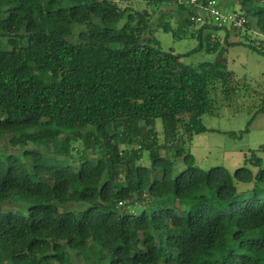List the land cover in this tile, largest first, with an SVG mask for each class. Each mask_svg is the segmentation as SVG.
<instances>
[{
	"label": "trees",
	"instance_id": "16d2710c",
	"mask_svg": "<svg viewBox=\"0 0 264 264\" xmlns=\"http://www.w3.org/2000/svg\"><path fill=\"white\" fill-rule=\"evenodd\" d=\"M132 1L0 0V142L23 148L0 152V264L92 248L91 264H264V146L233 173L199 168L190 148L233 72L144 41L160 5L185 4ZM241 3L264 34V0Z\"/></svg>",
	"mask_w": 264,
	"mask_h": 264
},
{
	"label": "rangeland",
	"instance_id": "374dc122",
	"mask_svg": "<svg viewBox=\"0 0 264 264\" xmlns=\"http://www.w3.org/2000/svg\"><path fill=\"white\" fill-rule=\"evenodd\" d=\"M224 3L222 8L226 10L245 13L241 2L226 0ZM130 6L136 10L155 8L142 0L132 1ZM186 7L188 12L182 13L177 4L160 5L150 21V31L144 34L143 39L148 42L153 38L154 41L150 42L153 47L182 55V60L187 64L196 66L202 62L218 60L233 72L235 91L227 98L220 88L211 90L215 111L201 116L206 130L195 133L190 144L199 168L209 170L224 166L233 173L247 163V156L264 146V34L253 16L249 18V28L240 29L233 28L229 23L220 24L208 16L211 27L204 29L202 41L199 33L204 23L181 26L182 16H187L190 10ZM168 21L169 26L166 28L164 23ZM208 35L211 41L217 43V50H207ZM89 53L90 49L80 48L78 56ZM156 121L162 129L161 118ZM41 149L47 152L45 146H41ZM22 150L21 147L11 146L6 138L0 142V152L17 154ZM49 154L55 156L52 151ZM258 154L264 158V151ZM239 185L246 186L243 183ZM5 207L22 210V207L13 203H6ZM71 257L74 264H91L97 254L92 248L88 256L77 257L72 254Z\"/></svg>",
	"mask_w": 264,
	"mask_h": 264
},
{
	"label": "built area",
	"instance_id": "2783aa9c",
	"mask_svg": "<svg viewBox=\"0 0 264 264\" xmlns=\"http://www.w3.org/2000/svg\"><path fill=\"white\" fill-rule=\"evenodd\" d=\"M224 1L226 0H179V4H185L188 6L190 11H194L189 17L194 23H205V15L211 17L212 20L220 24H231L233 28H243L248 22L249 18L244 12H237L232 10H226L223 7ZM233 2L240 3L243 0H230ZM199 12H195L196 10Z\"/></svg>",
	"mask_w": 264,
	"mask_h": 264
}]
</instances>
